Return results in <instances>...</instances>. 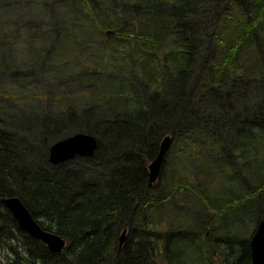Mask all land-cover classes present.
I'll return each mask as SVG.
<instances>
[{"label":"trees","instance_id":"16d2710c","mask_svg":"<svg viewBox=\"0 0 264 264\" xmlns=\"http://www.w3.org/2000/svg\"><path fill=\"white\" fill-rule=\"evenodd\" d=\"M21 2L34 1L0 0L1 13ZM41 2L53 32L38 9L0 22L7 264H215L209 236L247 235L264 219V0H128L124 12L127 0L118 10ZM90 34L108 39L87 60ZM77 132L97 137L94 155L50 163L49 146ZM166 134L171 148L149 185ZM10 196L66 239L61 252L18 226L2 202ZM172 210L169 222L161 211Z\"/></svg>","mask_w":264,"mask_h":264},{"label":"water","instance_id":"95a60500","mask_svg":"<svg viewBox=\"0 0 264 264\" xmlns=\"http://www.w3.org/2000/svg\"><path fill=\"white\" fill-rule=\"evenodd\" d=\"M172 140L173 136H164L160 141L157 157L148 164L149 185L158 178L162 157L167 153ZM96 146L97 141L92 134L77 132L52 143L48 149V159L52 163H59L76 156L92 157ZM3 202L22 229L44 242L51 252L62 251L66 245L65 238L54 231L43 230L18 198L7 197L3 199ZM126 232V228L122 230L119 236V246L123 245ZM250 247L252 264H264V219L257 222L250 238Z\"/></svg>","mask_w":264,"mask_h":264},{"label":"rangeland","instance_id":"374dc122","mask_svg":"<svg viewBox=\"0 0 264 264\" xmlns=\"http://www.w3.org/2000/svg\"><path fill=\"white\" fill-rule=\"evenodd\" d=\"M14 1H17V0H4V3H6V4H10V3H12V2H14ZM18 1H26V0H18ZM29 1H34V2H21L20 4H16V5H12V6H10L9 7V9L8 10H4L2 13H1V11L3 10V7H0V22H3V23H6V22H8L9 20H11L12 18H15V17H17V18H20L21 19V21H24L26 18H27V16L28 15H30L31 13H35V9H38L39 10V12H40V14H38V17L43 21V25L45 26L44 27V30L45 31H54V28H53V25L51 24V23H49L48 21H47V17H46V14H45V11H42L41 10V8H40V6L42 5V0H29ZM67 0H57V1H55V0H48V3H54V4H56L57 5V7H60V8H64V3L66 2ZM101 2H104V1H108V3L111 5V7H112V9H116V10H118L119 9V7H117L116 6V4H115V0H100ZM129 2H128V0H127V3L123 6V8H122V12H124L125 11V8L127 7V4H128ZM63 12V9H61L60 11H59V13H62ZM52 22H53V20H52ZM9 30V28H3V29H0V33H5V32H7ZM32 29H24V28H22V29H20L19 30V32L21 33V34H25V35H27L28 33H29V31H31ZM107 29H105L104 31H106ZM108 30H112V32H110V31H108ZM108 30L106 31L107 33V35L108 36H113V34H114V30L113 29H111V28H108ZM64 31H68V29H63V30H61V31H58V33H60L61 34V37H60V39H61V41L60 42H62L66 37H67V35L64 33ZM93 31H96V32H98L97 31V29H94ZM77 39H80V37H77ZM81 39H83L84 40V43L81 45L82 46V48H86L87 50L85 51V54H82V55H84L85 56V58L87 59V60H91V58H93L94 57V52H96V59L99 57V53H100V50H99V48H100V45H101V42H104L103 40H107L108 38H106V37H101V36H99L98 34H90V35H86V36H82L81 37ZM113 39H116V37L115 38H109V40H113ZM25 40V39H24ZM40 40V39H39ZM86 40V41H85ZM89 40H93V41H89ZM51 42H52V39H51ZM59 42V43H60ZM36 43V42H35ZM42 44V43H41ZM62 44V48H64V46H65V43H61ZM17 47H19L18 45H17ZM27 47V42L26 41H21L20 42V50H21V53H23L24 52V50L23 49H25ZM247 58H245L244 59V63H246L247 62ZM77 71H79V69H77L75 72H77ZM174 138V137H173ZM173 141V140H172ZM172 144V143H171ZM170 148H171V146H170ZM170 148L167 150V153L163 156V160H162V163H161V165H160V172H159V176H160V174H161V172H162V169L164 168V166H165V160H166V155L168 154V152H169V150H170ZM70 160V159H69ZM50 162V161H49ZM51 163V162H50ZM52 164H54V163H52ZM159 178V177H158ZM181 201L180 202H184L186 199H184L183 197L181 198V196H180V198H179ZM260 204H262V202H257V206L258 205H260ZM177 206L178 205H176V208H177ZM179 209V208H178ZM176 210V209H175ZM175 210H172L171 212H170V215H168L167 214V212L166 211H161V214H163L164 216H168L169 217V219H167L169 222L170 221H172L173 219H172V217H173V215H174V212H175ZM252 214H255V212H251ZM176 224H179V223H176ZM217 224V223H216ZM246 227V225L244 224V227L242 228V231L244 230V228ZM253 231V230H252ZM252 233V232H251ZM252 235V234H251ZM251 235L250 234H247L246 236H247V238H246V240L248 241L249 240V238L251 237ZM127 238V237H126ZM126 238H125V240H126ZM125 240L123 239V245H124V243H125ZM122 248V247H121ZM10 253V252H9ZM11 254V253H10ZM7 262H8V258L6 257V254H5V251H4V249H2V247H0V264H7Z\"/></svg>","mask_w":264,"mask_h":264},{"label":"flooded vegetation","instance_id":"af4514ba","mask_svg":"<svg viewBox=\"0 0 264 264\" xmlns=\"http://www.w3.org/2000/svg\"><path fill=\"white\" fill-rule=\"evenodd\" d=\"M216 223L218 222L216 221ZM192 236L199 238L196 234ZM246 238V235L231 236L213 234L205 241L208 257L212 258L215 264H252L251 237L248 241Z\"/></svg>","mask_w":264,"mask_h":264},{"label":"bare ground","instance_id":"6f19581e","mask_svg":"<svg viewBox=\"0 0 264 264\" xmlns=\"http://www.w3.org/2000/svg\"><path fill=\"white\" fill-rule=\"evenodd\" d=\"M93 135V134H92ZM94 137H95V139H96V141H97V146H98V139H97V137L95 136V135H93ZM97 146H96V148H95V150L97 149ZM171 146V145H170ZM170 146H169V148H170ZM168 148V149H169ZM95 152V151H94ZM157 157V156H156ZM163 158V157H162ZM72 159V158H71ZM69 160V159H68ZM163 160V159H162ZM66 161V160H65ZM51 162V161H50ZM52 163V162H51ZM162 163V162H161ZM10 197H15V198H18L20 201H21V203L24 205V203L22 202V200L18 197V196H10ZM7 198V197H6ZM24 207L29 211V209L24 205ZM38 240V239H37Z\"/></svg>","mask_w":264,"mask_h":264}]
</instances>
